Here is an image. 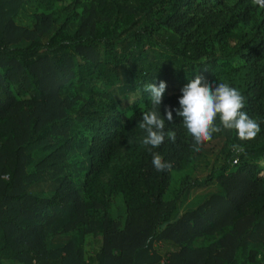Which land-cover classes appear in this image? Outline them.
I'll return each mask as SVG.
<instances>
[{
  "label": "trees",
  "instance_id": "trees-1",
  "mask_svg": "<svg viewBox=\"0 0 264 264\" xmlns=\"http://www.w3.org/2000/svg\"><path fill=\"white\" fill-rule=\"evenodd\" d=\"M59 1L69 7L0 0V264H264V8ZM197 76L243 94L260 123L255 139L224 130L194 150L175 110ZM161 81L176 139L152 149L172 164L158 172L138 123L150 109L145 86ZM216 146L219 162L202 178L183 175L167 198L174 175ZM117 195L123 222L108 210ZM59 233L72 236L49 248Z\"/></svg>",
  "mask_w": 264,
  "mask_h": 264
},
{
  "label": "clouds",
  "instance_id": "clouds-1",
  "mask_svg": "<svg viewBox=\"0 0 264 264\" xmlns=\"http://www.w3.org/2000/svg\"><path fill=\"white\" fill-rule=\"evenodd\" d=\"M252 3L264 8V0H252ZM166 89L165 81L159 85L149 83L145 86V91L150 94V109L143 112L142 120L138 123L145 132L142 144L150 146L148 150L153 157L152 164L158 172L170 169L172 164L165 161L160 153L152 152V149L159 148L166 137L173 142L176 139L174 132L165 131L166 120L173 122V110L171 107L166 109V119L160 112ZM181 92L179 108L175 111L191 135L195 151H200L214 134L224 130H236L242 141L253 140L261 132L260 123L243 111L246 98L235 87L227 83L213 85L202 76H197ZM232 149L238 154L245 152L243 145L233 144Z\"/></svg>",
  "mask_w": 264,
  "mask_h": 264
},
{
  "label": "rangeland",
  "instance_id": "rangeland-1",
  "mask_svg": "<svg viewBox=\"0 0 264 264\" xmlns=\"http://www.w3.org/2000/svg\"><path fill=\"white\" fill-rule=\"evenodd\" d=\"M45 7L49 10H60L64 9L68 6V1H59V0H40ZM34 10V7L32 8ZM126 155V148H122L118 156L115 158L114 163L112 167L122 165L124 161V157ZM219 152L218 147L212 148V150L204 155L203 158L197 159L192 166H189L187 170L183 172H179L174 175L173 185L172 189L167 195V198H171L173 190H175L178 186V183L180 181V178L183 175H189L192 179H199L202 178L201 176H204L205 170L211 166L214 163H218ZM73 159L78 162V159L73 157ZM72 168V167H71ZM109 171H106L100 178L98 183V195L102 196L103 198H106L105 192H107L105 188V184L108 181L109 178ZM201 189H197L193 191L191 198L188 199L186 203V207H192L196 203V196H199V193H201ZM107 194V193H106ZM108 201V210L110 211L111 215L118 221L123 222L125 217V208L122 201V198L120 195L111 197ZM185 207V208H186ZM72 234L71 233H59L49 236L46 243L49 248H57L63 246L70 238Z\"/></svg>",
  "mask_w": 264,
  "mask_h": 264
}]
</instances>
